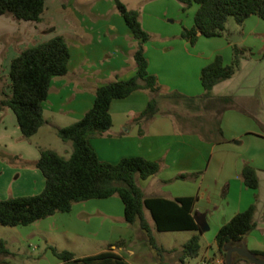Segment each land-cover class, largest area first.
Wrapping results in <instances>:
<instances>
[{"label": "crops", "instance_id": "obj_1", "mask_svg": "<svg viewBox=\"0 0 264 264\" xmlns=\"http://www.w3.org/2000/svg\"><path fill=\"white\" fill-rule=\"evenodd\" d=\"M129 9L139 12L141 24L151 36L145 44L150 74L158 78L163 93L177 92L193 98L186 102L201 101L205 93L201 81L205 67L218 56L225 65H230L234 49H245L239 71L211 92L212 97L233 96L245 108H233L221 114L223 137L214 132L219 120L209 136L189 126L190 120H179L164 109L166 98L160 99L161 112L154 120L139 121L151 99L149 92L139 90L112 102L113 125L104 136L91 140L92 147L103 162L117 164L132 157L159 162V173L138 180L145 196L194 197L192 214L198 223L206 219L209 229L216 220L214 225L219 231L234 216L255 205L257 226L242 242L251 251L264 254V20L253 15L229 36L200 35L192 44L182 37V32L185 27L195 25L199 6L184 10L177 0H148ZM163 17H170L168 23L175 24L177 29L170 31L165 27ZM55 36L65 37L71 59L68 74L51 82L50 94L43 103L44 126L26 139L15 113L10 108L0 109V200L41 194L46 180L33 164L40 159L42 149L62 155L47 146L49 135L58 136V129L81 120L94 106L98 87L128 80L137 73L134 54L139 42L118 12L115 0H48L39 23L19 22L11 15L0 16V100L5 89L10 92L8 79L13 60L25 49ZM245 64L258 81L250 92L237 89ZM221 88L225 90L218 92ZM66 144L67 151L72 153V143ZM3 155L17 158L20 165L6 162L9 159ZM246 165L258 172L257 190L244 183ZM181 175L186 177L179 178ZM147 217L152 223L149 213ZM9 232L16 233L18 238L9 236V240H4L10 254L0 255V262L8 264H63L51 247L70 251L77 258L98 255L111 248L127 264H183L178 252H168L163 257L156 254L144 232L127 223L124 204L117 196L77 203L70 212L57 213L32 225L13 227ZM79 238L90 240L93 249L85 248L86 253L77 254ZM63 240L67 246H62ZM122 240L124 243L117 247ZM162 246L166 251L181 250ZM216 248V259H225L226 255L217 245ZM241 257L235 254L233 264H256ZM202 260L211 261L207 255L200 254L196 261L187 260L185 264Z\"/></svg>", "mask_w": 264, "mask_h": 264}, {"label": "trees", "instance_id": "obj_2", "mask_svg": "<svg viewBox=\"0 0 264 264\" xmlns=\"http://www.w3.org/2000/svg\"><path fill=\"white\" fill-rule=\"evenodd\" d=\"M48 0H0V16L11 15L19 22L39 23L43 20ZM186 10L199 5L195 16V25L184 28L182 37L192 44L200 35L223 37L230 17L242 26L253 16L264 20V0H177ZM117 10L125 20L138 47L134 54L137 73L128 80H117L96 89L94 106L84 117L74 124L58 129L57 135L64 142H70L73 151L65 158L52 149H42L40 159L33 165L45 177L46 185L41 194L0 200V224L7 227L28 226L57 213L70 212L77 203L95 199L119 197L124 204L125 220L131 226H138L144 232L149 245L156 254L163 257L166 253L178 252L180 261L197 259L201 252L200 235L190 239L181 250L166 251L155 237V232L196 231L203 234L200 223L192 214L194 197L166 199L147 198L138 184V180H147L159 173L161 165L142 157L125 158L117 164L103 162L91 145L93 138L102 137L113 125L111 104L114 100L125 99L132 93L144 90L151 94L147 108L139 121L150 122L161 112L160 99L172 98L192 100L180 93H163L158 78L149 72V63L145 56V44L150 34L143 28L139 12L131 10L121 0H115ZM245 49L236 47L230 65H225L218 56L202 71L201 81L204 95L200 100L207 111H219L223 114L236 108L233 96L212 97L213 88L233 76L241 68ZM71 59L70 47L64 36L52 39L22 51L12 62L10 69L9 91H3L0 109L10 108L16 115L24 138L35 136L44 126L43 103L50 94L51 82L55 77L65 76L69 72ZM0 76V81H1ZM217 133L223 137L218 121ZM3 157H7L3 155ZM10 161L16 160L7 157ZM181 175L179 178H185ZM243 180L247 187L257 190L260 185L258 172L246 165ZM152 218V223L147 217ZM256 206L234 216L225 223L216 235V245L226 255L225 246L234 241L240 243L244 237L255 230ZM124 241H119L117 247ZM63 264H127L125 259L109 249L103 253L77 258L74 253L50 248ZM256 253L259 257L264 254ZM10 251L4 240L0 239V255L8 256ZM242 258V257H241ZM0 264H8L1 261Z\"/></svg>", "mask_w": 264, "mask_h": 264}, {"label": "rangeland", "instance_id": "obj_3", "mask_svg": "<svg viewBox=\"0 0 264 264\" xmlns=\"http://www.w3.org/2000/svg\"><path fill=\"white\" fill-rule=\"evenodd\" d=\"M123 3H125L128 8H136L142 4H144L148 0H121ZM196 6H199L196 4ZM161 9L159 10V12ZM169 18L163 17L164 26L167 27L168 29L175 30L177 29V26L173 23H168ZM240 25L237 24L236 20L234 17H230L228 19L227 25H226V34L225 36H229L233 30L238 29ZM234 34V33H233ZM243 61V59H242ZM242 66V63H241ZM244 74L242 73V76L239 80V85L237 86V89H241L243 92H250L252 91L256 85H258V81L256 76H252L251 73H249V69H247L248 65L245 64L244 66ZM10 83V80L8 79V85ZM225 90V88H221V90H218V92H221ZM164 109H168L169 112L173 113L176 117L184 120H190L189 126L196 127L199 130H202L205 132V134L210 136V129L212 126L216 125L217 121L219 120L220 114L219 111H215V113H210V111H207L205 109L204 104L202 101L198 102V104L195 103H189L184 100H176L172 98H166L164 99ZM236 101V100H235ZM236 108H242L245 106H241V103L237 102L235 103ZM186 124V123H185ZM188 126V125H186ZM27 139V138H26ZM47 146L57 149L61 152L63 156L66 158L71 157V152L69 153L66 148V142L62 141L58 136H51L47 138ZM0 161L2 162V157L0 156ZM4 161V160H3ZM6 162L10 164L18 165L19 163L16 162V160H5ZM20 165V164H19ZM213 227L210 228L208 231L204 232V234H199V232L196 231H182V232H155V237L160 245H164L167 248H172V247H178L179 249H182V247L194 236L200 235L201 238V256L207 255V257L210 260H217L216 258L218 257L217 254V248H216V235L218 233L217 227H215L216 220L212 221ZM13 227H7L3 226L0 224V239L2 240H9L10 237H16L18 238V235L16 233H13L12 235L10 234L9 231H11ZM13 243V239H11ZM78 245L79 249L76 250L77 254H84L87 251L84 249H89L93 247L92 242L90 240H86L85 238H79L78 240ZM62 246H67L66 241L63 240ZM95 245V244H94ZM92 246V247H91ZM93 249V248H92ZM29 251L33 253V249L29 248ZM197 259L191 260L196 261Z\"/></svg>", "mask_w": 264, "mask_h": 264}, {"label": "water", "instance_id": "obj_4", "mask_svg": "<svg viewBox=\"0 0 264 264\" xmlns=\"http://www.w3.org/2000/svg\"><path fill=\"white\" fill-rule=\"evenodd\" d=\"M199 223L201 224L204 232L209 230L206 219H202V221ZM225 252L226 264H233L235 260V254H238L256 264H264V258L259 257L256 253L251 251L245 242L236 243L232 241L225 246Z\"/></svg>", "mask_w": 264, "mask_h": 264}, {"label": "built area", "instance_id": "obj_5", "mask_svg": "<svg viewBox=\"0 0 264 264\" xmlns=\"http://www.w3.org/2000/svg\"><path fill=\"white\" fill-rule=\"evenodd\" d=\"M197 264H226V258L225 259H222V260H215V261H213V260H211V261H209V260H202V261H200Z\"/></svg>", "mask_w": 264, "mask_h": 264}]
</instances>
